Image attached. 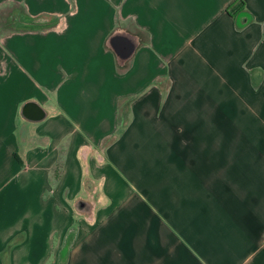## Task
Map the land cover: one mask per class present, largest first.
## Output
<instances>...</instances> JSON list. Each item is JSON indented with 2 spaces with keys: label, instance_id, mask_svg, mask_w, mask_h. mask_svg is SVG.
<instances>
[{
  "label": "crops",
  "instance_id": "1",
  "mask_svg": "<svg viewBox=\"0 0 264 264\" xmlns=\"http://www.w3.org/2000/svg\"><path fill=\"white\" fill-rule=\"evenodd\" d=\"M0 264H264V0H0Z\"/></svg>",
  "mask_w": 264,
  "mask_h": 264
},
{
  "label": "rangeland",
  "instance_id": "2",
  "mask_svg": "<svg viewBox=\"0 0 264 264\" xmlns=\"http://www.w3.org/2000/svg\"><path fill=\"white\" fill-rule=\"evenodd\" d=\"M128 193H130L129 189H126L124 187H122L121 192L119 193L120 197L122 199H125L128 195ZM73 239L71 236H69L67 238V240L65 241V245L63 246V249L59 252V262H62L63 260H65L68 250L71 248Z\"/></svg>",
  "mask_w": 264,
  "mask_h": 264
},
{
  "label": "trees",
  "instance_id": "3",
  "mask_svg": "<svg viewBox=\"0 0 264 264\" xmlns=\"http://www.w3.org/2000/svg\"><path fill=\"white\" fill-rule=\"evenodd\" d=\"M10 248H11V246H8V247H7V251H6V252H9Z\"/></svg>",
  "mask_w": 264,
  "mask_h": 264
},
{
  "label": "built area",
  "instance_id": "4",
  "mask_svg": "<svg viewBox=\"0 0 264 264\" xmlns=\"http://www.w3.org/2000/svg\"><path fill=\"white\" fill-rule=\"evenodd\" d=\"M45 21H47V19H45Z\"/></svg>",
  "mask_w": 264,
  "mask_h": 264
}]
</instances>
